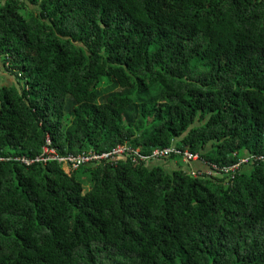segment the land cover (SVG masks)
Segmentation results:
<instances>
[{"label":"trees","instance_id":"16d2710c","mask_svg":"<svg viewBox=\"0 0 264 264\" xmlns=\"http://www.w3.org/2000/svg\"><path fill=\"white\" fill-rule=\"evenodd\" d=\"M0 58V264H264V0H0Z\"/></svg>","mask_w":264,"mask_h":264},{"label":"built area","instance_id":"2783aa9c","mask_svg":"<svg viewBox=\"0 0 264 264\" xmlns=\"http://www.w3.org/2000/svg\"><path fill=\"white\" fill-rule=\"evenodd\" d=\"M126 148L117 147L112 151L97 153L94 150L83 152L79 154H61L59 151L53 146L52 140L49 136L45 139V144L42 147L40 156L36 157L34 160H29L27 158H22L21 161L27 165H30L34 162L46 164L50 161L59 163L62 167L67 169L68 171H76L83 165L89 163H98L100 161H113L119 158L121 154L125 152ZM138 154V153H137ZM171 154H177L183 156V160L185 162H198L200 161V157L197 154H191L189 152H182L180 149L175 147H169L162 150H156L152 156L150 157H141L143 161H150L152 159H162L170 156ZM0 160H4L0 158ZM205 164V163H203ZM213 169H217L216 166H212ZM236 166L232 167L231 170H234ZM227 171V169H224Z\"/></svg>","mask_w":264,"mask_h":264},{"label":"crops","instance_id":"0c3cea01","mask_svg":"<svg viewBox=\"0 0 264 264\" xmlns=\"http://www.w3.org/2000/svg\"><path fill=\"white\" fill-rule=\"evenodd\" d=\"M0 85H1V87H3V86H9V87H12V86L15 87L16 86V87H18V82L16 80V77L5 71L1 58H0ZM165 166H166V169H172L174 167L172 162L167 163ZM182 166L184 168V165H182ZM191 167H194L196 169L201 168V166L198 163L191 164ZM202 168H204V167H202Z\"/></svg>","mask_w":264,"mask_h":264},{"label":"rangeland","instance_id":"374dc122","mask_svg":"<svg viewBox=\"0 0 264 264\" xmlns=\"http://www.w3.org/2000/svg\"><path fill=\"white\" fill-rule=\"evenodd\" d=\"M0 87H1V85H0ZM174 116H175L174 119L177 120V122H179V121L182 120L180 117H178V112H175V113H174ZM40 154H41V152L38 154V156H40ZM38 156H37V157H38Z\"/></svg>","mask_w":264,"mask_h":264}]
</instances>
